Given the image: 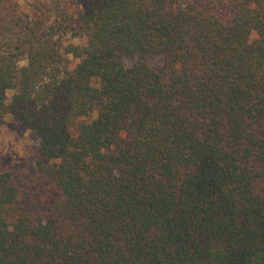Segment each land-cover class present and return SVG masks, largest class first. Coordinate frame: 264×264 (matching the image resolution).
<instances>
[{
	"label": "trees",
	"instance_id": "obj_1",
	"mask_svg": "<svg viewBox=\"0 0 264 264\" xmlns=\"http://www.w3.org/2000/svg\"><path fill=\"white\" fill-rule=\"evenodd\" d=\"M83 2L0 0V264H264V0Z\"/></svg>",
	"mask_w": 264,
	"mask_h": 264
},
{
	"label": "rangeland",
	"instance_id": "obj_2",
	"mask_svg": "<svg viewBox=\"0 0 264 264\" xmlns=\"http://www.w3.org/2000/svg\"><path fill=\"white\" fill-rule=\"evenodd\" d=\"M69 1L75 5L76 0ZM37 145L38 141L26 131L20 133L13 123L0 125V168H23L26 159L36 152Z\"/></svg>",
	"mask_w": 264,
	"mask_h": 264
}]
</instances>
